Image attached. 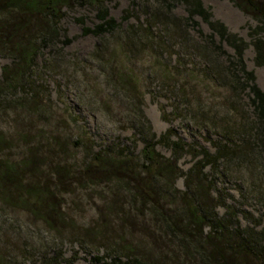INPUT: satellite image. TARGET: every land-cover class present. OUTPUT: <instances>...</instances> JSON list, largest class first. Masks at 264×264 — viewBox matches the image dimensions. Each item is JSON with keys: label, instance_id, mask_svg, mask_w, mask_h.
<instances>
[{"label": "trees", "instance_id": "16d2710c", "mask_svg": "<svg viewBox=\"0 0 264 264\" xmlns=\"http://www.w3.org/2000/svg\"><path fill=\"white\" fill-rule=\"evenodd\" d=\"M228 1L256 22L248 31L249 44L214 21L200 0H152L157 11L147 15L144 26L129 27L122 39H115L119 53L131 63L135 53L161 47L153 44V29L161 32L170 27L171 38L178 36L181 27L196 29L204 45L196 48L204 65L186 69L178 60L162 80L174 83L177 100L184 107L183 119L203 134L211 151L174 140L171 131L156 137L142 113L135 77L118 70L110 77L129 103L124 111H128L125 122L132 130L130 147L96 148L73 114L63 119L79 128L77 134L70 130L62 137V118L53 125L56 134L47 138L42 131L23 134L19 139L25 147L21 157L17 161L5 155L0 158V232L7 211L24 213L54 230L50 222L60 205L55 200L64 195L77 198V193H82L87 200L93 196L112 199L104 213L96 212L101 218L97 224L79 234L82 240H89V246L97 247V253L102 251L91 264H264V219L243 209L248 200L264 207V93L243 61L249 45L254 65L264 70V0ZM105 2L0 0V57L9 60L1 69L0 110L15 113L23 109L42 117L46 106L34 77L36 61L46 52L43 65L51 66L71 43L59 28L66 9L92 8L97 21L93 28L76 19L82 35L100 41L93 55L97 61L115 56H103L102 49L107 38L122 32V25L109 17ZM176 6L186 14L181 25L170 18ZM194 17L207 27V36L197 29ZM150 38L153 41L148 45ZM210 89L218 95L219 111L206 109L199 99L202 91L208 94ZM12 141L0 134V156ZM39 141H45L46 146L39 147ZM139 142L142 148L136 152ZM158 145L170 151L169 158L156 151ZM67 147L68 160L58 161L68 153ZM183 155L194 161L185 172L177 168ZM43 177L50 179V186L40 182ZM178 178L183 179L182 190L175 187ZM220 182L233 183L238 199L220 187ZM139 217L146 219L148 226L139 224ZM138 224L143 238L133 243L132 229ZM9 258L0 247V264H12ZM61 260L56 251L42 264H59Z\"/></svg>", "mask_w": 264, "mask_h": 264}, {"label": "rangeland", "instance_id": "374dc122", "mask_svg": "<svg viewBox=\"0 0 264 264\" xmlns=\"http://www.w3.org/2000/svg\"><path fill=\"white\" fill-rule=\"evenodd\" d=\"M200 1L205 9H209L214 21L220 22L228 32L249 44L248 31L256 27V22L252 18L243 14L228 0ZM105 7L109 17L122 25V32L107 38L104 41L105 48L102 49L103 56L111 54L115 56L107 61L105 59L97 61L93 55L100 41L91 35H82L81 25L76 22V19H82L85 27L93 28L97 21L92 8L76 6L70 10H64V17L60 20L59 28L63 37L71 40V43L62 49L57 56L58 59L53 60L51 66L43 65V61L48 57L46 52L36 61L38 68L34 72V77L39 86V97L46 106L41 113L42 117L39 119L31 113H25L23 109L15 113L1 109L0 134L7 139L13 138V141L9 145L10 149L0 158L5 155L17 161L25 151L24 143L19 140L25 133L34 135L35 132L42 131V136L45 138L56 134L53 125L57 118H62L60 122L62 137L70 134V130L71 134H77L79 128L63 119L68 114H73L79 119V125L88 133L96 144V148L115 147L120 144L130 147L132 130L125 122L128 111H124L129 103L114 87L112 84L114 79L110 77L118 70L127 71L135 77L138 93L142 96V113L156 137L171 131L172 139H179L188 145L201 146L211 151L203 134L183 119L184 107L177 100L178 94L174 83L171 84V80L170 84L162 80V75L168 70L172 71L178 60L186 66V69L195 67L197 70L198 66L204 65L196 49L204 46L196 29L181 27L180 33L176 32L178 36L173 38H171L173 32L170 27L169 30L165 29L161 32L153 29L152 35L156 39L154 42L150 38L147 41L148 45L153 41V44L157 43L161 47L142 50L140 54L135 53V59L129 63L119 53L115 39L117 37L122 39L129 27L138 29L144 26L145 20L148 19L147 15L157 11V7L152 0H106ZM170 18L181 25V20L186 18V14L181 6H176ZM193 21L199 24L197 29L199 28L204 36L209 34V30L199 18L194 17ZM165 27L166 25L163 28ZM223 48L231 54L228 48ZM253 56V50L248 45L243 53V61L246 69L254 73L256 84L264 93V70L254 65ZM8 64L7 58L0 57V76L1 69ZM206 92L208 94L202 91V96L199 98L203 106L206 109L219 111L221 103L218 95L212 89ZM244 101L247 102V99ZM37 145L46 146L45 141H39ZM141 148L142 145L139 142L135 151ZM66 150L68 153H65L58 161L68 160L70 150L68 147ZM156 151L166 158L170 157V151L160 145L156 146ZM78 160L79 158L75 161L76 164H79L80 160ZM193 162L189 155H183L177 161V168L185 172ZM40 182L46 183L47 187L51 185L47 177L41 178ZM175 187L178 190L183 189L182 178L176 180ZM220 187L227 189L229 195L238 199V192L233 183L220 182ZM245 187L247 189V186ZM77 196V198H71L64 195L55 200L60 205L54 212V219L50 222L54 230L24 213L5 212L1 219L3 228L0 232V247L10 256L9 261L12 264H23L24 261V264H42L43 261L52 258L56 251L62 259L59 264H91V259L95 255L102 256L101 250L97 253V247L89 246V240H82L79 234L84 228L97 224V220L101 218L96 212L104 213L105 207L109 206L112 199L106 197L104 203V200L94 199V196L92 200H87L88 196L82 193H77ZM228 203L234 205L231 200ZM243 209L255 217L264 219V207L256 205L253 201L248 200ZM105 217L107 221L108 216L105 215ZM139 218V224L148 226L146 219ZM139 224L132 229L133 243L143 238Z\"/></svg>", "mask_w": 264, "mask_h": 264}]
</instances>
